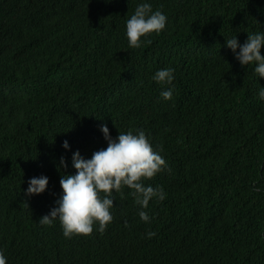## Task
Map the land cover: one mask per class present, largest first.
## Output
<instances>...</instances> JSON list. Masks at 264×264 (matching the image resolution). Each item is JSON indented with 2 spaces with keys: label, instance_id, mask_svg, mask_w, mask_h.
<instances>
[{
  "label": "trees",
  "instance_id": "16d2710c",
  "mask_svg": "<svg viewBox=\"0 0 264 264\" xmlns=\"http://www.w3.org/2000/svg\"><path fill=\"white\" fill-rule=\"evenodd\" d=\"M51 1L39 0L29 19L12 0H0L11 2L17 25L45 19V31L32 29L18 42L25 55L0 63V110L22 127L0 126L7 264H264V77L226 44L234 34L243 43L248 32L264 30V0H150L167 14V26L139 48L129 47L126 19L142 0H53L62 16L49 19ZM163 67L175 69L171 99L152 79ZM10 83L26 88L14 106L4 97ZM102 123L114 137L143 129L167 157L170 171L144 180L167 193L150 201L151 220L140 218L125 186L114 192V219L103 231L97 225L66 237L59 219L33 221L55 206L61 176L76 171L72 153L90 157L107 147ZM7 148L29 153L28 161L5 155ZM31 174L50 178L32 198L23 195Z\"/></svg>",
  "mask_w": 264,
  "mask_h": 264
},
{
  "label": "clouds",
  "instance_id": "9594fccd",
  "mask_svg": "<svg viewBox=\"0 0 264 264\" xmlns=\"http://www.w3.org/2000/svg\"><path fill=\"white\" fill-rule=\"evenodd\" d=\"M12 0L13 5L26 17L32 19L39 7V0ZM41 6H45L41 4ZM50 7L49 19L60 18L62 15L56 11L53 0ZM68 5H66V10ZM67 15V13H66ZM68 16V15H67ZM72 22H78L69 18ZM44 18L30 20L20 25L15 23L13 9L10 3L0 2V63L8 62L9 58L25 55L18 42L32 29L45 31ZM97 21V19L95 18ZM168 17L160 8H153L150 0H142L135 7L133 13L126 19V36L130 48H139L151 43L147 39L152 33L159 34L165 30ZM61 41L58 47L61 48ZM227 46L232 50L241 65L253 66V71L258 77H264V30L248 32L247 39L241 43L236 34L226 39ZM237 49H239L237 51ZM19 67L18 65H14ZM173 67H163L156 70L152 79L162 85L161 96L171 99L176 85L173 83L175 76ZM28 85L32 86L30 83ZM40 86V81L34 83V87ZM26 88L21 83L4 84V97L13 105V101L21 97ZM258 96L264 100V85L260 84ZM61 116H65L58 108H50ZM0 126L6 131H15L22 128L13 117V113L0 110ZM101 131L107 141V147L95 150L90 157H85L79 149L72 153V165L76 169L74 173L63 174L60 179L63 192L58 197L48 213L41 216L35 214L33 221L51 225L59 219L63 233L66 237L74 234H91L98 225V230L103 231L114 219L112 209L114 204V192H120L125 186L129 187L131 195L141 206L139 216L144 221H150L151 216L146 210L152 199L164 200L166 191L162 185L153 186L145 184L146 178L154 177L164 170L170 171V164L162 151L154 147L150 136L143 129L135 131H118L117 136H112L107 123L100 124ZM24 129V128H23ZM116 133V132H115ZM3 135L0 132V139ZM40 141V139H39ZM63 147L70 149L67 139ZM4 154L14 155L17 160L23 161L29 158L27 152L19 149H4ZM28 161V160H27ZM61 165L66 168L67 160L61 157ZM31 174L25 178L24 192L27 197L38 196L48 188L49 177L46 174ZM264 213H259L260 215ZM264 227V217L262 218ZM148 237L155 236V231H148ZM0 264H7V256L0 249Z\"/></svg>",
  "mask_w": 264,
  "mask_h": 264
}]
</instances>
